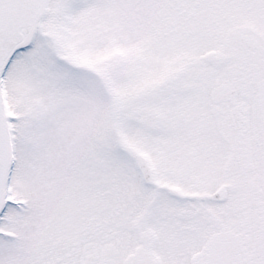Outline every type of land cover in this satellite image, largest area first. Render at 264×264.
<instances>
[{"label": "snow or ice", "instance_id": "obj_1", "mask_svg": "<svg viewBox=\"0 0 264 264\" xmlns=\"http://www.w3.org/2000/svg\"><path fill=\"white\" fill-rule=\"evenodd\" d=\"M0 264H264V0H0Z\"/></svg>", "mask_w": 264, "mask_h": 264}]
</instances>
